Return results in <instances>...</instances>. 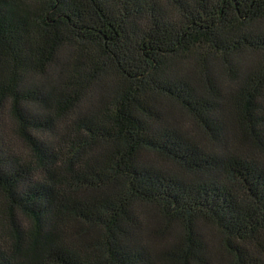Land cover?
Listing matches in <instances>:
<instances>
[{"label": "trees", "instance_id": "trees-1", "mask_svg": "<svg viewBox=\"0 0 264 264\" xmlns=\"http://www.w3.org/2000/svg\"><path fill=\"white\" fill-rule=\"evenodd\" d=\"M0 264H264V0H0Z\"/></svg>", "mask_w": 264, "mask_h": 264}, {"label": "rangeland", "instance_id": "rangeland-1", "mask_svg": "<svg viewBox=\"0 0 264 264\" xmlns=\"http://www.w3.org/2000/svg\"><path fill=\"white\" fill-rule=\"evenodd\" d=\"M3 121H4V123L6 124V125H8L9 124V119H8V117L6 116L5 118H3ZM8 127H10V126H8Z\"/></svg>", "mask_w": 264, "mask_h": 264}]
</instances>
